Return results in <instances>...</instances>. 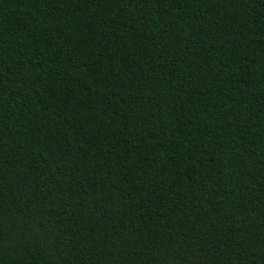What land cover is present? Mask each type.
I'll list each match as a JSON object with an SVG mask.
<instances>
[{
    "label": "trees",
    "instance_id": "obj_1",
    "mask_svg": "<svg viewBox=\"0 0 264 264\" xmlns=\"http://www.w3.org/2000/svg\"><path fill=\"white\" fill-rule=\"evenodd\" d=\"M0 264H264V0H0Z\"/></svg>",
    "mask_w": 264,
    "mask_h": 264
}]
</instances>
